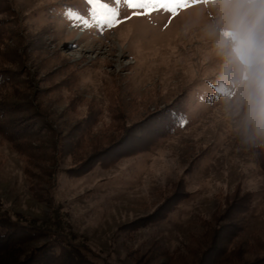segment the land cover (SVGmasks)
I'll use <instances>...</instances> for the list:
<instances>
[{
	"label": "rangeland",
	"instance_id": "rangeland-1",
	"mask_svg": "<svg viewBox=\"0 0 264 264\" xmlns=\"http://www.w3.org/2000/svg\"><path fill=\"white\" fill-rule=\"evenodd\" d=\"M190 3L170 23L153 13L108 28L87 0H0L3 219L58 229L96 264H192L248 195L241 239L264 234V0ZM179 100L184 122L154 147L109 150L126 133L149 139L142 125Z\"/></svg>",
	"mask_w": 264,
	"mask_h": 264
},
{
	"label": "trees",
	"instance_id": "trees-1",
	"mask_svg": "<svg viewBox=\"0 0 264 264\" xmlns=\"http://www.w3.org/2000/svg\"><path fill=\"white\" fill-rule=\"evenodd\" d=\"M3 86L4 77L0 74V89ZM176 102L157 113V119L155 120L159 124L156 127L153 126L156 122H148L142 125L140 130H145L150 137L149 139H142L144 137L129 138V133H126L125 143L120 140L109 150L115 151L117 148H122L126 152L129 150V143L133 141L139 143L142 149L154 147L161 138L173 133L185 120L186 109L183 100ZM6 119L7 113L0 109V131L3 135H10L8 122H5ZM103 155L104 152L93 154L95 158H104ZM255 157L259 167L264 170V150L261 147L257 149ZM87 164L88 162L80 163L77 168L71 171L79 174L83 171L86 172L88 171ZM250 202L251 196L248 195L225 207L217 221L218 224L213 229L207 228L206 238L203 239L202 236L197 241L198 243L205 242V247L189 263L264 264V234L255 235L251 242L241 239V234L244 231V214L250 209ZM4 218L0 216V255L15 250L17 245L24 241L49 237L47 242L43 243L38 249L25 254L17 263L15 262L16 264H96L85 257L77 245L60 230H50L43 226H32L30 224L20 225L9 221L6 217Z\"/></svg>",
	"mask_w": 264,
	"mask_h": 264
},
{
	"label": "snow or ice",
	"instance_id": "snow-or-ice-1",
	"mask_svg": "<svg viewBox=\"0 0 264 264\" xmlns=\"http://www.w3.org/2000/svg\"><path fill=\"white\" fill-rule=\"evenodd\" d=\"M91 6L92 16L105 27H117L134 17H151L153 13H167L169 23L179 12L191 6L190 0H114V5L124 4L130 11V15L121 17L118 7L110 5L107 0H87ZM87 25V20L76 13H70ZM167 27V25H165Z\"/></svg>",
	"mask_w": 264,
	"mask_h": 264
}]
</instances>
